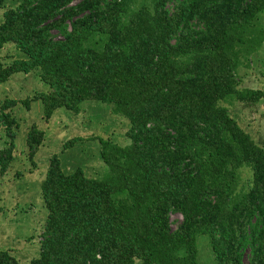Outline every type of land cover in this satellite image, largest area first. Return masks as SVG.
I'll return each instance as SVG.
<instances>
[{
	"label": "trees",
	"instance_id": "trees-1",
	"mask_svg": "<svg viewBox=\"0 0 264 264\" xmlns=\"http://www.w3.org/2000/svg\"><path fill=\"white\" fill-rule=\"evenodd\" d=\"M0 16V53L26 55L0 58V86L36 71L50 87L2 103L0 178L17 158L14 108L34 99L46 122L87 100L112 104L129 140L91 139L103 177L54 155L39 256L0 249V264H201L200 236L215 264H264V146L229 108L264 100L239 74L264 45V0H0ZM45 140L29 127L34 168Z\"/></svg>",
	"mask_w": 264,
	"mask_h": 264
},
{
	"label": "rangeland",
	"instance_id": "rangeland-1",
	"mask_svg": "<svg viewBox=\"0 0 264 264\" xmlns=\"http://www.w3.org/2000/svg\"><path fill=\"white\" fill-rule=\"evenodd\" d=\"M25 57L22 51L10 44L0 53V58L10 59L8 61ZM239 74L242 78L241 87L264 89V45L254 54L251 66H242ZM49 90L50 87L41 81L38 72L16 73L0 86V108L7 98L22 101ZM112 107V104L87 100L81 103L79 115L69 114L66 109L60 108L50 122L43 118L44 107L39 99L32 101L30 110L22 104L14 108L20 123L17 158L6 175L0 178V249L12 250L23 263L39 256L40 235L48 217L41 186L54 155L59 156L66 170L83 166L91 176L103 177V173H107L108 168L104 166V171L96 154L99 138L112 137L116 142L129 143L128 138L124 137L127 122L113 116L110 113ZM229 108L242 127L264 146V100L256 105L236 103ZM33 124L46 133L45 143L35 156L37 168L32 166L27 156V134ZM75 137L83 138L84 141L64 150L65 143ZM94 137H97V142L91 140ZM6 140L5 132L0 127V149L5 146ZM171 219L172 227L176 229L182 216L173 214ZM204 240H208V237L200 236L198 240L200 262L215 264L211 249ZM136 264L142 263L137 261Z\"/></svg>",
	"mask_w": 264,
	"mask_h": 264
}]
</instances>
